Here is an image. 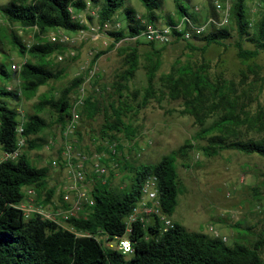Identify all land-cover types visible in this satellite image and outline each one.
<instances>
[{"label": "trees", "instance_id": "obj_1", "mask_svg": "<svg viewBox=\"0 0 264 264\" xmlns=\"http://www.w3.org/2000/svg\"><path fill=\"white\" fill-rule=\"evenodd\" d=\"M140 1L147 9V21L157 22L156 10L160 8L162 0ZM88 2L99 8L100 25L111 20L118 11L124 12L127 29L109 32L114 38L111 47L128 37L139 35L144 29L135 9L127 5L128 0H11L9 4L0 6V14L9 24L36 28L38 33L35 43L27 47L21 38L11 31L12 42L22 55L29 54L31 60L24 61L20 71L13 74L20 79L19 88H0V96L9 97L11 102L15 103L20 102L23 97L31 99L41 86L66 75L65 67L53 66L50 63V57L63 51L64 46L61 42L47 40L46 34L57 28L72 32L88 29V25L76 21L69 10L70 7L85 10ZM175 2L180 12L192 15L181 0ZM210 5V14L215 16L211 1ZM248 6L247 0H233L231 25L195 36V41H185L186 46L202 53L211 44L224 46L227 40L234 37L231 27L235 23L238 37L235 46L239 58L250 60L257 57L264 52V13L253 25L249 19ZM259 8L264 10V4ZM88 18L90 21L93 19L92 16ZM167 22L174 21L169 18ZM245 39L253 44L252 49L244 47ZM178 41L180 40L176 42ZM197 42L202 44L198 46ZM140 44L142 43L136 41L134 45L126 44L119 48L125 68L116 76L110 87L111 92L118 96L114 103H110V114L108 109L101 108L100 100L91 94L82 107L83 113L89 119L100 111L104 113L102 137L109 145L115 144L116 152H123V140L132 141L136 134L134 125L130 122L134 108L125 92L130 91L128 84L135 77L139 67L140 54L137 45ZM147 44L151 46V50L146 65L147 87L143 98L144 105L153 97L154 80L161 64L162 53L161 49L155 48L154 43ZM103 53L105 52H99L93 58L92 65ZM0 74L11 76L3 64L0 65ZM85 76L71 80L57 98L43 95L35 106V111L25 114V149H40L47 142L42 136L50 126L42 115L47 107L56 110V122L61 129L64 127L70 116L73 91L83 82ZM163 80L168 96L174 100L182 99L185 105L183 113L194 116L196 124L201 127L197 139L205 141L200 148L207 157L216 156L226 150L264 157V139L245 137L241 128L238 129L239 126L247 124L249 127L264 130V109L255 113L249 112L244 97L249 98L250 95L245 90L241 94L234 82L213 81L206 68L201 65L182 69L174 66ZM102 92L104 90L101 87L100 93ZM137 95L138 92H135L134 96ZM214 115L212 124L206 126L207 119ZM19 117L18 107H12L6 100L0 99V145L3 151H13L16 148ZM213 132L216 133L212 134ZM192 142L193 140L185 142L158 162L149 164L120 161L115 153L107 150L112 161L117 162L118 169L121 167L122 170L128 171L129 184L122 188L112 187V172L105 181L98 179L91 192L95 200L94 206L89 207L85 214L79 213L78 217L73 216L66 221V225L74 231L37 214L26 219L23 212L15 207L25 199V188L30 186L35 188L38 202L44 208L53 201L55 188L49 186V167L33 164L26 150L15 160L1 161L0 264H264V233L250 241L246 237L249 234L241 232L231 245L224 241L222 236L190 231L176 221L172 228L163 231L155 216L148 225L139 220L133 222L132 231L128 235L134 248L131 255H125L105 245L101 236L111 239L125 235V218L139 200L142 183L150 174L156 175L158 179L162 211L169 216L174 214L179 195L184 192L177 161L179 157L187 156L188 150L194 146ZM103 150L106 151L105 148L98 151ZM254 189L258 194L256 188ZM60 200L62 209L69 206L62 195ZM54 210H57L56 206ZM76 231L88 232L91 235L80 236Z\"/></svg>", "mask_w": 264, "mask_h": 264}, {"label": "rangeland", "instance_id": "obj_2", "mask_svg": "<svg viewBox=\"0 0 264 264\" xmlns=\"http://www.w3.org/2000/svg\"><path fill=\"white\" fill-rule=\"evenodd\" d=\"M10 2L11 0H0V6ZM254 2L247 0L249 19L253 25L264 13V10H260ZM181 3L188 9V13L197 14L199 21L210 15V0H181ZM127 5L132 6L138 15L147 19V9L140 0H128ZM196 7L200 11H195ZM156 14L158 16L156 24H164L169 18L176 22L184 16L178 10L175 0H162ZM115 16L123 27L127 26V19L122 10ZM87 20L89 23L98 22L97 18L90 21L87 17ZM231 28L233 38L227 40L224 46L211 44L203 53L188 48L185 41L167 44L162 48L156 46V49L162 50L161 64L154 80L153 97L145 105L143 98L147 87L146 65L151 46L147 43L137 45L140 54L139 67L135 77L128 84L130 91L125 92L134 108L130 122L134 125L136 134L132 141L124 139L123 152L115 154L120 161L128 160L138 164L156 163L164 155L193 140L194 146L188 150L187 156L179 157L177 161L184 192L179 195V203L173 214L174 219L190 231H201L214 236L215 233L210 230L212 226L220 236L227 238L228 244L232 245L241 232L248 233L246 237L250 241L255 240L260 233H264V157L257 154L247 155L235 150H226L216 156L207 157L200 148L205 141L197 139L201 127L196 124L194 116L183 113L185 105L182 99L174 100L168 96L163 80L174 66L182 69L201 65L206 68L213 81L234 82L241 94L245 90L250 95L249 98L244 97L249 112L255 113L264 109V52L250 60L239 58L235 46V42L238 41L235 23ZM11 31L20 37L27 47L35 43L38 32L36 28L9 24L0 14V65L3 64L11 74L10 77L0 74V88L14 90L19 88L20 79L18 76L14 77L12 64H22L25 60H31V56L19 52L18 47L11 40ZM111 31L115 30L112 27L109 31L102 30L97 40H92L91 35L87 34L82 40L76 41L74 37L75 40L72 42H61L64 50L51 56L50 63L67 69L62 79L52 80L41 86L31 99L23 97L18 103L11 102L6 96H0V99L6 100L12 107H18L24 114L33 113L43 95L57 98L71 80L82 75L88 76L96 63V84L102 87L104 92L99 93L89 88V93L97 97L101 108L108 109L110 114V103H114L118 98L111 92L110 87L116 76L125 68L119 48L126 44L134 45L133 41L125 39L111 47L114 42V38L109 34ZM50 33L51 30L46 34L47 40H51ZM140 41L143 42L144 39L141 37ZM196 44L200 46L202 43ZM243 45L247 49L254 47L246 39ZM102 51L105 53L92 65L93 58ZM59 55H63L62 60H58ZM135 92H138L137 96H134ZM75 96L76 93L73 91V100ZM42 115L50 125L42 134L47 142L40 149H25V152L33 164L49 167V186L55 188V194L47 208L54 210L55 206L57 209L62 206L61 188L66 177L64 166L61 163L59 166L53 164L54 161L61 160V126L56 122L57 112L53 107H47ZM214 119L215 115L208 118L206 126L212 124ZM104 121L105 116L102 111L89 119L82 108L80 109L76 140L78 149L88 154L86 175L89 180L87 189L90 193L97 180L105 181L110 172H112V187L122 188L129 184L128 171L122 170L121 167L111 168L113 161L107 152L110 150L113 153L115 144L109 145L102 137L101 127ZM238 129L245 137L264 139V130L249 127L247 124L239 126ZM51 138H56V144L48 147ZM101 148H105L106 151L99 152ZM99 157L100 162L110 170L105 176H98L94 171V163ZM254 188L259 192L258 194ZM238 223L241 225L238 226Z\"/></svg>", "mask_w": 264, "mask_h": 264}, {"label": "built area", "instance_id": "obj_3", "mask_svg": "<svg viewBox=\"0 0 264 264\" xmlns=\"http://www.w3.org/2000/svg\"><path fill=\"white\" fill-rule=\"evenodd\" d=\"M216 15H209L204 17L203 20L198 19L197 14L184 15L176 22H165L164 24L149 23L147 19L138 15L141 24L144 29L139 35L135 37H128L126 40L140 43H154L156 46H164L180 41H195V36L204 35L210 31L221 29L231 25L232 16L231 9L233 0H210ZM257 7L264 4V0H255ZM72 13V17L81 23L87 24L88 29L80 30L76 32L68 31L63 28H57L51 30L49 35L51 41H58L63 43L72 42L78 39L82 40L87 34L91 35L92 40H97L102 30H110L112 27L115 31H121L127 29L123 27L118 18L113 17L103 25L97 23H89L88 16L93 18L99 17V8L92 6L90 2L87 3L85 10H78L74 7L69 8ZM195 11H200L198 7ZM144 41H140V38ZM63 55L58 56V60H62ZM26 61V60H25ZM22 64H12L13 71H20ZM96 63L92 66L88 76H85L82 83L75 89V99L72 102L70 110V116L67 119L64 127L61 129V160L54 161L55 166H59L60 163L66 170V177L62 183V198L69 204L67 208H58L57 210L44 208L41 206L37 199V194L33 186L25 188V199L16 204L15 207L23 212L26 219L40 215L41 217L56 222L59 226L66 227L72 231L74 229L66 225V221L73 216L78 217L79 213L88 211V208L94 206L95 200L88 191V183L86 175V162L88 160V154L78 149L76 140V130L80 120V109L84 106L86 99L90 95L89 88H93L96 92H101V87L96 84ZM20 117L19 124L16 128L18 134L17 145L13 151H3L0 145V162L3 160H15L23 153L27 145L26 138L23 135L25 114L19 109ZM56 144V138H51L48 142V147ZM113 153H116L115 149ZM98 161L94 163V171L98 176H105L109 174L110 170ZM112 169L118 168L117 162H113ZM156 217L162 225V230L167 231L174 226V220L171 216L166 214L161 209V200L159 198L158 191V179L154 174L148 175L142 183L140 197L135 206L132 208L131 213L125 218L126 233L123 236H114L108 239L107 236H101L104 239L105 245L109 248L121 251L125 255H131L133 253V245L128 237L132 231L133 222L139 220L144 225L151 223V218ZM210 230L215 233L216 236L220 234L211 226ZM77 235L84 236L91 234L88 232L76 231ZM224 241H227L226 237H223Z\"/></svg>", "mask_w": 264, "mask_h": 264}, {"label": "crops", "instance_id": "obj_4", "mask_svg": "<svg viewBox=\"0 0 264 264\" xmlns=\"http://www.w3.org/2000/svg\"><path fill=\"white\" fill-rule=\"evenodd\" d=\"M254 1H255V0H254ZM142 17H143V16H142ZM143 18H144V17H143ZM165 22H167V21H165ZM56 171H57V170H56ZM56 173H57V172H56ZM171 217H172V219H173L174 221L177 222V220L174 219V216H173V215H172Z\"/></svg>", "mask_w": 264, "mask_h": 264}]
</instances>
